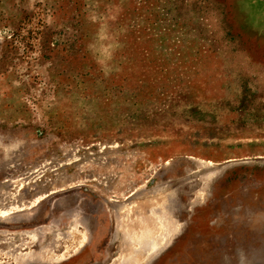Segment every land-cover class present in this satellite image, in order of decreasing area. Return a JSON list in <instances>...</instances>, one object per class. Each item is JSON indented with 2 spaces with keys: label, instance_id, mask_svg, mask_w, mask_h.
<instances>
[{
  "label": "rangeland",
  "instance_id": "1",
  "mask_svg": "<svg viewBox=\"0 0 264 264\" xmlns=\"http://www.w3.org/2000/svg\"><path fill=\"white\" fill-rule=\"evenodd\" d=\"M0 210V264H264V0H0Z\"/></svg>",
  "mask_w": 264,
  "mask_h": 264
},
{
  "label": "bare ground",
  "instance_id": "2",
  "mask_svg": "<svg viewBox=\"0 0 264 264\" xmlns=\"http://www.w3.org/2000/svg\"><path fill=\"white\" fill-rule=\"evenodd\" d=\"M7 215L6 211L0 210V218ZM134 228H127L121 234V240L124 242V251L122 256L116 264H140L144 259L148 260L150 257L156 254V252L166 243L165 241L157 243L154 240L149 241V238L153 236L152 233H148L147 228L144 227L142 220L135 222ZM162 239L165 240L166 234H163ZM161 237V236H159ZM154 239V238H153ZM41 252V251H40ZM40 254H25L16 258V262L24 263L27 259L38 257ZM44 255V256H43ZM42 257H45L49 263L54 260L51 252L46 250L43 252ZM33 260V259H32Z\"/></svg>",
  "mask_w": 264,
  "mask_h": 264
}]
</instances>
